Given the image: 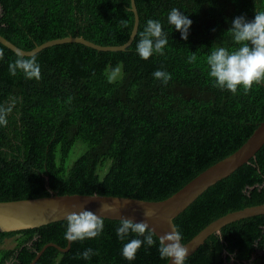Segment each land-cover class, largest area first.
Wrapping results in <instances>:
<instances>
[{
  "label": "trees",
  "instance_id": "1",
  "mask_svg": "<svg viewBox=\"0 0 264 264\" xmlns=\"http://www.w3.org/2000/svg\"><path fill=\"white\" fill-rule=\"evenodd\" d=\"M135 1L140 24L127 50L74 42L48 47L34 55L39 81L10 75L17 54L0 43V106L11 108L7 125L0 126V201L54 194L164 200L238 150L264 122V84L233 95L214 86L206 64L214 44L237 47L228 33L232 21H251L264 11V0ZM172 8L192 21L187 40L167 21ZM149 19L162 23L168 45L163 55L143 60L136 45ZM134 22L131 0H0V34L25 50L68 36L123 45ZM191 54L197 56L193 63ZM156 70L171 74L167 85L154 78ZM76 148L81 153L72 160ZM261 204L264 146L174 222L187 243L226 214ZM119 224L104 219L99 238L72 242L68 251L50 246L34 264H167L158 242L126 260ZM65 231L66 220L0 232V264H32L49 243L68 247ZM7 238H16V245L1 248ZM87 248L99 255L83 259ZM246 263L264 264V214L225 226L185 262Z\"/></svg>",
  "mask_w": 264,
  "mask_h": 264
},
{
  "label": "clouds",
  "instance_id": "2",
  "mask_svg": "<svg viewBox=\"0 0 264 264\" xmlns=\"http://www.w3.org/2000/svg\"><path fill=\"white\" fill-rule=\"evenodd\" d=\"M167 21L180 32L181 38L187 40L192 21L179 9L172 8L167 16ZM122 26L127 27L126 21H121ZM237 47L229 51L223 46L213 45L207 57L208 75L214 81V86L227 90L233 95L242 89L245 95L249 94L254 86L264 84V11L255 13L254 19L247 20L243 16L234 18L228 30ZM168 45L167 34L163 30L160 21L149 19L146 27L140 33L136 51L143 60L150 59L154 54L163 55ZM4 59V52L0 50V60ZM197 60L196 54H191L189 63ZM10 75L16 76L22 73L26 79L39 81L42 78L41 68L36 58L25 57L17 53V58L8 64ZM156 80L167 85L171 80V74L164 70L153 72ZM11 112L10 107L0 106V126L7 125V116ZM112 210V206L103 204L100 213ZM156 215L155 211H144L145 219L134 222L131 219L120 220L116 235L121 241L127 240L122 247V256L133 261L142 246L150 249L157 245L161 259L171 261L172 264H185L189 249L182 243V234L175 227L170 232L157 236L148 220ZM104 230V217L96 213L82 209L79 212H71L66 215V231L64 238L70 242L85 241L99 238ZM98 251L92 248L85 249L80 256L88 260Z\"/></svg>",
  "mask_w": 264,
  "mask_h": 264
},
{
  "label": "water",
  "instance_id": "3",
  "mask_svg": "<svg viewBox=\"0 0 264 264\" xmlns=\"http://www.w3.org/2000/svg\"><path fill=\"white\" fill-rule=\"evenodd\" d=\"M131 10L134 13L135 22L128 41L123 45H101L80 36H68L49 40L31 50H25L5 38L2 34H0V43L16 54L18 52L22 53L25 57L34 56L54 45L72 42L84 44L98 51H124L133 43L140 24V16L135 0H131ZM263 146L264 122L258 126L238 150L201 172L172 196L160 201L98 194H54L48 197L0 201V232H17L39 228L66 220L68 213L79 212L82 209L90 210L97 215H103L104 219L121 220L127 218L134 222H140L145 219L144 211L151 209L155 211L156 215L147 222L159 237L170 232L173 226L176 227L175 218L183 213L205 191L249 163ZM103 204L111 205L112 210H108L103 214L100 213V208ZM263 214L264 204H261L230 212L213 221L189 242H182L189 249L188 257L193 255L210 236L220 233L225 226L244 218ZM71 244L72 242L69 241V245L66 248L54 243L45 245L32 264L39 259L48 247L53 246L61 251H68L71 248ZM167 264H172V262L168 261Z\"/></svg>",
  "mask_w": 264,
  "mask_h": 264
},
{
  "label": "rangeland",
  "instance_id": "4",
  "mask_svg": "<svg viewBox=\"0 0 264 264\" xmlns=\"http://www.w3.org/2000/svg\"><path fill=\"white\" fill-rule=\"evenodd\" d=\"M80 153H81L80 150L76 148L71 155V159L72 160L76 159L80 155ZM15 245H16V238H7V239H5L1 248H12ZM246 264H248V263H246Z\"/></svg>",
  "mask_w": 264,
  "mask_h": 264
}]
</instances>
